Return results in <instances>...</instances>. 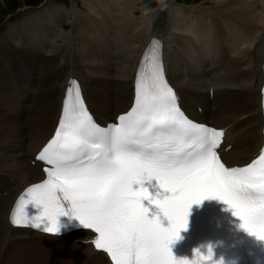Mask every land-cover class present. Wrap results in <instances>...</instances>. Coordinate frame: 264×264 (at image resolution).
<instances>
[{"label": "snow or ice", "instance_id": "1", "mask_svg": "<svg viewBox=\"0 0 264 264\" xmlns=\"http://www.w3.org/2000/svg\"><path fill=\"white\" fill-rule=\"evenodd\" d=\"M136 85L135 106L107 129L79 89L75 102L66 96L55 135L37 156L50 165L46 179L21 194L10 222L54 235L89 229L112 264H224L211 245L194 248L191 259L171 251L191 207L217 200L264 243V150L243 167H226L217 152L224 133L184 115L162 68L143 82L138 73Z\"/></svg>", "mask_w": 264, "mask_h": 264}, {"label": "bare ground", "instance_id": "2", "mask_svg": "<svg viewBox=\"0 0 264 264\" xmlns=\"http://www.w3.org/2000/svg\"><path fill=\"white\" fill-rule=\"evenodd\" d=\"M81 1L87 12L84 17L76 15L78 12L74 14L73 10L59 8L51 12L45 10V13L44 11L42 14L41 12L40 14L37 13V16L27 15L21 20V22L24 20L37 21L44 33L54 35L67 42L64 43L65 51L61 50L62 53L58 52L59 54L54 53V51L51 52V46L50 50L46 52V54L51 52L50 60L45 62L41 57L39 66L35 67L31 77L24 74L22 82L14 79V85L24 101L16 102L14 98L10 97L6 91V85L2 82V76H0V113L5 116V119H15L0 123V131H2L0 132V171L2 172L0 175L3 178L0 179L2 180L0 192L7 191L10 186H17L18 188L22 186L21 188H23L25 185L42 178L38 165L32 167L23 160L22 150L25 147V140L29 138L32 144L27 155L33 157L38 147L46 146L52 139L50 132L58 127L60 100L66 81L70 76L80 78L85 87L91 86V95L95 99L96 112L99 113L98 118L100 120L107 119L113 113L122 111L127 107L131 99L132 83L138 59L151 37L159 38L164 44V65L167 78L179 92L182 103L185 106L195 103L198 106H193L195 109L201 108V115L196 111H191L192 117L199 121L210 119L215 125L227 128L225 141L233 146L232 152L225 154L227 159L233 163L245 164L252 158L262 141L259 91L263 85L261 69L264 61V0H208L212 6L208 9L201 8L205 14L201 16V22H197L194 18V22L190 25V37L197 38L201 42V46L200 44L195 45L193 42H186L185 45L180 42L183 51L178 49V42L169 34V31L175 28L174 17H179L182 14L183 16L184 14L192 15V9L186 11L184 6L171 3L168 15L159 12L157 16H154L151 13L149 16L147 14L146 20H144L143 18L136 19L138 17L134 12L138 10L136 9L138 3L136 0ZM204 1L207 4V0ZM101 11H105L109 15L107 33L110 34L114 42L122 44L125 48L122 52V55L126 57L124 63L111 66L105 58V46L107 50L110 49V46L108 47L104 42V46H97V43H92V46L99 52L97 56L100 58L101 64L90 62L79 64L74 60L71 42L75 39V33L81 22L87 24L94 22L93 19L87 18L88 13L97 16ZM197 12L199 13L195 14L196 18L202 14L201 11ZM68 17H73L75 21L73 27L76 31L72 32L74 34L72 39L63 34L60 26L68 20ZM217 22L221 26V31L217 29ZM183 23L188 24V20L184 18ZM222 27L229 33L225 43L217 39L222 32ZM8 35L12 36L13 39L18 40L19 38L13 28ZM209 39L212 41L210 42ZM6 41H9L6 39V35L0 39V51L4 48L20 47V45L16 46L17 44L10 45ZM173 44L175 46L172 49ZM173 52H175L174 58L177 60L176 69L178 62L187 63V60L197 55L205 60L203 61L205 62V72H209L208 63L218 62V58L221 59L225 54L228 59L217 63L218 70H225V72L219 76L220 80L216 86L210 82L206 86V82L203 84L202 80L200 82L183 80L180 76L170 78L169 63L170 55ZM116 54L114 55L115 58L118 57ZM230 54H235V56L239 54L238 59ZM232 62V67H230ZM83 68L90 73L94 71L90 75L96 79L100 77L110 79L113 76L116 78L115 82L123 89L127 83L122 81L119 75L131 71L132 79L125 89V95L122 92L113 95L109 93L106 97V92L98 88L99 81L88 79V82L90 80L93 83L84 82L87 73H84ZM113 68L118 71L113 70ZM99 70L106 72V74L95 72ZM12 71L10 75L15 76ZM217 78H215L216 81ZM229 81L232 82L233 87L231 84H226ZM181 82L190 84V88L182 89L180 87ZM38 84H41L43 89L36 91ZM210 89L213 91L212 102L209 100ZM110 96H112L111 100ZM9 99L11 100L10 109L5 111L3 109H5ZM113 100L116 104L115 107L112 105L114 103L111 102ZM29 104L32 105L31 111H27ZM212 106L213 110L210 109ZM234 153H237L238 156L234 157ZM7 171L11 172L7 174L5 173ZM5 177H8V181ZM16 190L11 193L9 191L5 198L0 196V264H58V262L60 264H110L103 254L93 251L91 243L79 242V239L90 238L87 232L79 231L73 233L72 238L60 239L28 229L13 228L9 223L8 216L11 202L20 189ZM74 240L78 242L76 243ZM8 242L13 243L14 246L10 248ZM38 243L45 245L38 246L43 251L50 248L52 250L54 247L57 251L65 254L54 256L49 251L31 253L28 248ZM36 253L38 256L44 255L45 257L47 255L49 258L41 257L40 263H38L33 259Z\"/></svg>", "mask_w": 264, "mask_h": 264}, {"label": "rangeland", "instance_id": "3", "mask_svg": "<svg viewBox=\"0 0 264 264\" xmlns=\"http://www.w3.org/2000/svg\"><path fill=\"white\" fill-rule=\"evenodd\" d=\"M136 1H138L137 7H136V9L138 10H135L136 12L134 11L136 14H138V17L137 18L135 17L136 19L143 18L144 20H146L147 14L149 16L151 15V13H153L154 16H157L159 12L160 14L168 15L169 9L171 7V3L178 4V6H181V5L184 6L183 8L186 9V11H188L189 9H192L193 11L192 15L184 14L183 16L182 14V15H179V17H174L175 28L172 31H169V34L172 35L175 38V40H177L178 49H181L182 51L183 49L180 45V42H183L184 45L186 44V42L187 43L193 42L195 45L200 44L201 46V42L197 38L190 37V25L191 23L194 22V18L196 19L197 22H201L202 20L201 16L205 15L203 14L202 9L210 8L212 6L211 2H208L207 0L206 2L207 4H205L204 0H136ZM59 8L73 10L74 14L75 12L76 13L78 12L76 15H78L79 17H84V15L87 14L81 0H0V39L6 35V39L9 40L6 42H9L10 45L11 44L13 45L17 44L16 46L20 45V47L18 48H14V49L4 48L0 51V73H2V71L11 72V70H13L12 73L15 75V76L12 75L13 78L16 79L18 82H22L24 74H27L28 76L31 77V73L34 72L35 67L39 66L41 54H43V52L45 53L49 51L50 50L49 48L51 46H52L51 52L54 51V53L56 54H59L60 52L62 53V51H65L66 47L64 46L65 45L64 43H66L67 41L60 40V38L54 35H48L44 33L41 29L40 24L37 21L24 20L23 22H21V20H23L24 17L27 15L37 16L38 14H40V12L41 14L43 13V11L45 13V10L51 12L53 10L56 11ZM197 11H201L202 13V14H199L198 18L195 17V14L199 13ZM87 18L93 19L94 22L91 24H87L86 22H81L80 25L78 26L77 31L74 30V27H73L74 22H75L73 20L74 19L73 17H70V18L68 17V20H66V22L64 21L60 25L63 31V34L65 36H69L68 37L69 39L73 38L74 34L72 32L76 31L75 39L72 40L73 43L71 42L72 44L71 48L74 54V60L79 64H88L89 62L95 63V64L100 63V58L97 56L99 55V52L97 51L96 48L92 46V43H97V46L99 45L104 46L103 43L105 42L108 47L110 46L109 50H107L105 46V49H106L105 58L111 64V66H115L121 62L124 63V59L126 58L122 55V52L125 50L124 46L120 43L114 42L111 39L110 34L107 33V29L109 26L108 25V20H109L108 13L105 11H101L98 13L97 16H94V14L92 13H88ZM184 18L188 20V24L183 23ZM12 28L14 29V32L18 34L19 36L18 40L15 38L13 39L12 36L8 35L9 32L12 30ZM217 29L221 31V26L219 23H218ZM228 37H229V33L226 31V29L222 27V32L217 39L225 43V39ZM209 40L210 42L212 41L211 39ZM61 47L63 48L61 49ZM115 54L118 56L117 58L114 57ZM174 55H175V52L171 53L170 55V63H169L170 78L172 77L178 78V76H175L177 60L174 58ZM230 55H232L233 57L235 56V54H230ZM238 55L239 54H236L235 56L237 59H238ZM232 60H235V58H232ZM232 64L233 62L230 64V67H232ZM83 70H85L84 71L85 74L87 73L86 80L84 82H86L88 79H91L92 81L93 80L99 81L98 88L106 92V97L108 96L109 93L113 95L115 93L122 92L125 95V89L127 88L128 84L130 83L132 79L131 71H128L125 74L119 75L120 79L127 83L125 88L123 89L119 84H117V82H115L113 76L110 79L104 78V77H100L99 79H96L95 77L90 75L94 71H91L90 73V71L86 70L85 68H83ZM113 70L118 71L116 68H113ZM95 72L96 73L100 72V74H106V72L103 71L104 72L103 73L100 70L95 71ZM222 72L224 73L225 70H223ZM112 74H113V71H112ZM219 76L217 78V81L220 80ZM252 79H253V75H252ZM194 82H200V81H194ZM226 84H231V86L233 87V84L230 81ZM180 85L182 89L190 88V84H187L184 82H181ZM89 87L91 88V86ZM88 94H90L89 95L90 99L94 100L95 102V99L91 95L92 94L91 90L88 91ZM111 99H112V96H110V100ZM10 102H11L10 99L7 100L6 107L3 110L9 111ZM31 108H32V105L29 104L27 106V111H31ZM8 120L13 121L15 119L13 118L5 119V116L3 114L1 115L0 113V123L7 122ZM12 125L18 126L17 124H12ZM4 135H7V134H4ZM8 172H11V171H7L5 173L8 174ZM0 173L2 172L0 171ZM5 179L8 181V177ZM14 183H11V184H14ZM8 245L10 248L14 246V244L11 242H8ZM38 246L42 247L45 245H41L38 243V244H35L34 246L29 247L28 249L31 251V253L35 251H39V252L49 251L54 256L65 254V253L57 251V249L54 247L52 250L50 248L49 250L43 251ZM41 257H44V255L38 256L36 253L34 254L33 259H35L36 262L40 263L39 260H41ZM45 257H47V255H45ZM58 264L60 263L58 262Z\"/></svg>", "mask_w": 264, "mask_h": 264}]
</instances>
